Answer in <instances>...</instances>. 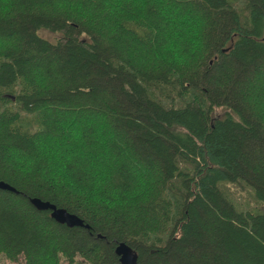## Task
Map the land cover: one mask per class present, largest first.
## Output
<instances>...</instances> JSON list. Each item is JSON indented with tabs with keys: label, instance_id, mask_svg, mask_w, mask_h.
Instances as JSON below:
<instances>
[{
	"label": "trees",
	"instance_id": "obj_1",
	"mask_svg": "<svg viewBox=\"0 0 264 264\" xmlns=\"http://www.w3.org/2000/svg\"><path fill=\"white\" fill-rule=\"evenodd\" d=\"M263 30L264 0H0V254L264 264Z\"/></svg>",
	"mask_w": 264,
	"mask_h": 264
},
{
	"label": "water",
	"instance_id": "obj_2",
	"mask_svg": "<svg viewBox=\"0 0 264 264\" xmlns=\"http://www.w3.org/2000/svg\"><path fill=\"white\" fill-rule=\"evenodd\" d=\"M262 39L264 40V30L262 33ZM0 189L15 192L10 185L2 181H0ZM29 202L37 210H49V217L57 223L64 224L67 227H87L77 215L66 211L64 208L56 207L48 201H42L36 197H32L29 199ZM114 253L118 257L119 264H136L135 254L125 243L119 242L114 247Z\"/></svg>",
	"mask_w": 264,
	"mask_h": 264
},
{
	"label": "rangeland",
	"instance_id": "obj_3",
	"mask_svg": "<svg viewBox=\"0 0 264 264\" xmlns=\"http://www.w3.org/2000/svg\"><path fill=\"white\" fill-rule=\"evenodd\" d=\"M39 34L49 40H54L56 37H58L56 33L49 32L46 30H40ZM228 188L230 189L231 192L234 193L235 198L241 201L240 197H242V195L245 194V191L244 190L240 191V189H238L235 185H229ZM61 263L68 264L64 260H62ZM0 264H23V260L19 257L15 261H10L0 254ZM70 264H89V263L85 260H82L80 257H76L73 260V262Z\"/></svg>",
	"mask_w": 264,
	"mask_h": 264
}]
</instances>
